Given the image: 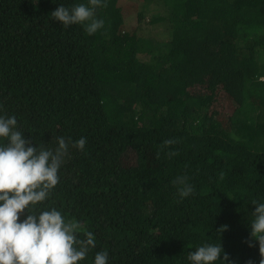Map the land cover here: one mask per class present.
<instances>
[{
  "label": "trees",
  "instance_id": "trees-1",
  "mask_svg": "<svg viewBox=\"0 0 264 264\" xmlns=\"http://www.w3.org/2000/svg\"><path fill=\"white\" fill-rule=\"evenodd\" d=\"M81 2L0 0V112L34 144L87 137L39 207L94 233L81 264L104 249L108 264H189L218 239L234 264H260L264 0H106L91 35L51 18Z\"/></svg>",
  "mask_w": 264,
  "mask_h": 264
},
{
  "label": "clouds",
  "instance_id": "clouds-1",
  "mask_svg": "<svg viewBox=\"0 0 264 264\" xmlns=\"http://www.w3.org/2000/svg\"><path fill=\"white\" fill-rule=\"evenodd\" d=\"M105 4L106 0H87L71 6L61 3L51 18L62 22L63 27L79 24L88 34H95L104 28V19L96 13ZM24 133L16 114L0 112V264H81L96 246L94 233L84 230L79 220L67 219L56 207L39 206L49 201L60 183L61 168L70 150L85 151L87 137L73 140L57 136L54 146H50L34 144ZM163 143L168 146L176 141ZM175 155L174 150L167 152L169 158ZM172 183L181 199L195 193L187 175H177ZM253 204L250 235L252 241L259 242L264 257V201ZM25 210L28 214L23 216ZM187 260L189 264H234L219 239L189 251ZM108 261L109 251L104 249L95 253L92 264ZM260 264H264V259Z\"/></svg>",
  "mask_w": 264,
  "mask_h": 264
},
{
  "label": "rangeland",
  "instance_id": "rangeland-1",
  "mask_svg": "<svg viewBox=\"0 0 264 264\" xmlns=\"http://www.w3.org/2000/svg\"><path fill=\"white\" fill-rule=\"evenodd\" d=\"M145 27H146V28H148V26H147V25H146Z\"/></svg>",
  "mask_w": 264,
  "mask_h": 264
}]
</instances>
